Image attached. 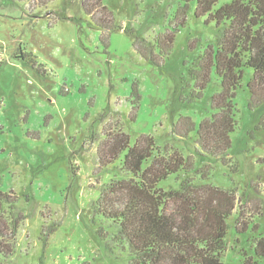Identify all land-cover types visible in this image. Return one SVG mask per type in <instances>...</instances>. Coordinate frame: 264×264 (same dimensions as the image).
I'll use <instances>...</instances> for the list:
<instances>
[{"label":"rangeland","instance_id":"374dc122","mask_svg":"<svg viewBox=\"0 0 264 264\" xmlns=\"http://www.w3.org/2000/svg\"><path fill=\"white\" fill-rule=\"evenodd\" d=\"M231 1L218 0L215 9ZM105 5L122 29L104 39L82 0H0V191L16 196L15 212L25 218L15 255L0 256V264H131L117 227L93 209L111 182L132 178L122 168L125 153L106 167L99 162L106 134L119 129L131 146L150 136L155 156L177 151L191 162L193 173L171 175L160 188L177 190L194 178L235 191L222 260L243 264L264 237V105L249 108L252 72L235 99L230 165L202 156L197 130L213 114L221 82L213 70L199 96L197 74L224 27L198 18L195 2L185 25L177 22L181 0ZM168 32L175 37L164 52L159 39ZM184 118L195 129L180 137L174 130L184 132ZM239 211L250 224L243 234L235 230Z\"/></svg>","mask_w":264,"mask_h":264},{"label":"trees","instance_id":"16d2710c","mask_svg":"<svg viewBox=\"0 0 264 264\" xmlns=\"http://www.w3.org/2000/svg\"><path fill=\"white\" fill-rule=\"evenodd\" d=\"M105 1L82 0L86 14L104 39L110 32L122 29ZM193 2L198 18L207 17V23L224 27L217 47H208L201 57L196 84L199 96L213 70L220 78L221 89L212 100L213 114L199 124L196 144L202 156L230 165L231 135L237 126L235 99L247 70L252 72L249 108L264 105V0H232L219 9H215L218 0H181L178 24L185 25ZM174 37L173 32L161 36L164 52ZM181 123L185 129L182 133L176 127L177 136L184 137L195 129L189 118ZM260 127L264 129V118ZM106 137L98 150L100 165L106 167L125 153L122 168L132 178L111 182L93 209L117 227L116 239L128 243L131 264H225L222 258L227 250V221L239 201L235 191L197 184L194 178L182 180L177 190H164L160 183L171 175L184 172L189 176L195 171L189 160L177 151L155 156L156 144L150 136H141L133 146L123 130ZM15 203L13 193L0 191V256L4 259L15 255L25 219L15 212ZM242 218L243 212L239 211L235 221L238 234L245 233L250 225ZM257 228L256 225L254 229ZM254 253L246 255L243 264H258L264 257V237L255 241Z\"/></svg>","mask_w":264,"mask_h":264}]
</instances>
